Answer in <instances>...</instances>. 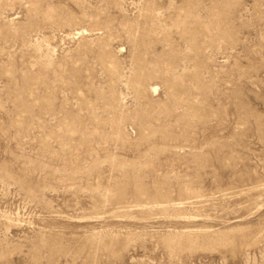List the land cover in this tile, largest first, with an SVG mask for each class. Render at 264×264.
I'll use <instances>...</instances> for the list:
<instances>
[{"label": "rangeland", "instance_id": "rangeland-1", "mask_svg": "<svg viewBox=\"0 0 264 264\" xmlns=\"http://www.w3.org/2000/svg\"><path fill=\"white\" fill-rule=\"evenodd\" d=\"M0 264H264V0H0Z\"/></svg>", "mask_w": 264, "mask_h": 264}]
</instances>
